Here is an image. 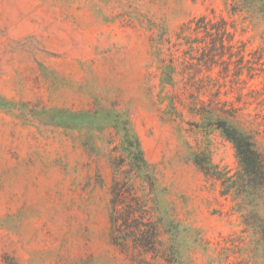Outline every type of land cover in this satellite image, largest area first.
<instances>
[{"label":"rangeland","instance_id":"rangeland-1","mask_svg":"<svg viewBox=\"0 0 264 264\" xmlns=\"http://www.w3.org/2000/svg\"><path fill=\"white\" fill-rule=\"evenodd\" d=\"M233 5L0 0V264H264V200L213 178L238 171L218 122L264 156V17ZM204 15L243 61L208 69L180 45ZM131 198L144 244L112 220Z\"/></svg>","mask_w":264,"mask_h":264},{"label":"trees","instance_id":"trees-1","mask_svg":"<svg viewBox=\"0 0 264 264\" xmlns=\"http://www.w3.org/2000/svg\"><path fill=\"white\" fill-rule=\"evenodd\" d=\"M234 2L232 12L236 13L237 4L246 8L250 13H260L264 17V0H232ZM233 25L225 18L221 17L216 21L207 17L200 16L191 20L180 32V45L188 46L189 48H197L199 51L200 62L203 66L211 69L214 66L224 64L227 67L233 58L243 61L245 58V44L239 40H235ZM251 55V54H248ZM226 58V59H225ZM227 71V69H226ZM248 79L253 80L260 74L256 69L248 68ZM219 123L225 138L232 143L238 164V171L229 178L223 181L220 175L211 174V177L221 180L222 195L227 196L235 193L237 197L242 200V205H253L260 200H264L262 191L264 190V156L256 149L251 140L238 130L229 127L225 122ZM140 164H145L142 153L138 149ZM233 179V180H232ZM228 181V183H227ZM226 183V184H225ZM113 208L122 203L125 199V192L120 185L114 183L113 189ZM256 206V205H255ZM140 204L137 199L131 198L128 206L122 212L114 211L112 213V220L115 224L124 221L129 228V231L134 233V230L140 231L142 244L150 241L154 230H141L136 223L138 219L136 214L139 212ZM135 223V224H134Z\"/></svg>","mask_w":264,"mask_h":264}]
</instances>
